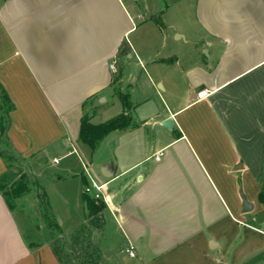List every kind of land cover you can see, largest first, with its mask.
I'll return each instance as SVG.
<instances>
[{
  "label": "crops",
  "instance_id": "obj_1",
  "mask_svg": "<svg viewBox=\"0 0 264 264\" xmlns=\"http://www.w3.org/2000/svg\"><path fill=\"white\" fill-rule=\"evenodd\" d=\"M131 1L0 0V264H68L58 231L94 233L95 264L120 239L146 264H264V0ZM120 94L130 126L90 149L82 114L118 115ZM82 175L105 203L93 226ZM23 177L44 204L33 239L3 191Z\"/></svg>",
  "mask_w": 264,
  "mask_h": 264
},
{
  "label": "rangeland",
  "instance_id": "obj_2",
  "mask_svg": "<svg viewBox=\"0 0 264 264\" xmlns=\"http://www.w3.org/2000/svg\"><path fill=\"white\" fill-rule=\"evenodd\" d=\"M171 1V0H170ZM134 2V4H144L146 9L151 12H155L157 9L165 7L166 3H169V0H138V1H131ZM202 52L205 54V52L202 50ZM91 112V110H89ZM113 112V111H112ZM106 113V112H105ZM110 113V112H108ZM104 114V113H103ZM105 117V115H103ZM95 121L99 120V116H95ZM76 157L74 155L67 157L65 160H62L60 164H50L49 170H55L62 165L66 164L67 161H72ZM77 167H80L79 164ZM19 181V180H18ZM15 181L13 184L9 186V188L6 186L3 191H5L8 194V199L17 204L18 210L22 215L18 214V219L20 222V225L22 226V229L24 231V234L26 238L33 239L32 233V225L39 224L40 225V231L39 233L43 232L45 230L44 224V218H41L40 211L44 209L43 201L40 199L39 203L37 204L33 198L31 191V185H34V182L29 181L28 179H24V177L18 182ZM23 184L24 189L22 191H19L17 194H14L12 192V188L17 186L18 184ZM92 187L93 184L91 183ZM15 196H19L20 198L17 199ZM40 197V196H39ZM56 207V206H55ZM58 213L61 211V206L58 208ZM57 210L49 213V217L54 221V227L60 226L62 227L63 222H61L59 219H63V215H57ZM40 214V215H39ZM39 215V217H38ZM43 217V214H42ZM96 221L91 218L88 223L93 226ZM52 225V224H50ZM43 227V228H42ZM44 229V230H43ZM92 237L87 236L80 238L77 235H60L59 231L55 232V235L53 237L54 239V248L56 250V255L62 262L68 263V264H95L96 262V254L94 252V242L93 237L94 233H92ZM121 247L118 248V256L117 258H114V261H110V264H146L147 259L150 254H147V252L143 251L142 243L139 245H136L134 248L135 255L129 256L128 253L125 251V247L127 246V242L123 239H120ZM111 255V254H108Z\"/></svg>",
  "mask_w": 264,
  "mask_h": 264
},
{
  "label": "trees",
  "instance_id": "obj_3",
  "mask_svg": "<svg viewBox=\"0 0 264 264\" xmlns=\"http://www.w3.org/2000/svg\"><path fill=\"white\" fill-rule=\"evenodd\" d=\"M120 98L123 103V111L118 115L102 121V122H93L92 113L89 111H84L80 119L78 140L87 145L90 149H95L101 139L107 136L109 133L115 129H122L129 127L131 124V111L127 105V100L125 94H120ZM85 104V103H84ZM7 125H2V131L5 130ZM82 181L88 187L89 180L85 175H82ZM24 189L23 184H18L12 188V192L17 194L19 191ZM82 200L85 203L86 213L97 223L98 218L95 216L105 205L104 200L100 196L92 195L88 190L84 189L81 194ZM260 200L264 203V192L259 193ZM94 223V224H95Z\"/></svg>",
  "mask_w": 264,
  "mask_h": 264
},
{
  "label": "built area",
  "instance_id": "obj_4",
  "mask_svg": "<svg viewBox=\"0 0 264 264\" xmlns=\"http://www.w3.org/2000/svg\"><path fill=\"white\" fill-rule=\"evenodd\" d=\"M110 68L115 70V61L110 62L109 64ZM201 92H199V94H201ZM162 154V150H159L157 155H155V159H159L160 155ZM55 161H57V159H54ZM92 185H89L88 187H85L86 190L90 191L92 188L96 190V192L94 193L95 196H100V185L96 184V182H92ZM125 251L128 253L129 256H134L135 255V251H134V245L132 243H129L128 246L125 248Z\"/></svg>",
  "mask_w": 264,
  "mask_h": 264
},
{
  "label": "water",
  "instance_id": "obj_5",
  "mask_svg": "<svg viewBox=\"0 0 264 264\" xmlns=\"http://www.w3.org/2000/svg\"><path fill=\"white\" fill-rule=\"evenodd\" d=\"M101 99H103L101 97ZM162 125L167 127V128H170L171 127V119L170 118H166L163 122H162ZM243 209L246 211V210H250V206L248 205V203L246 201L243 202Z\"/></svg>",
  "mask_w": 264,
  "mask_h": 264
}]
</instances>
